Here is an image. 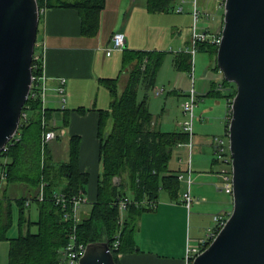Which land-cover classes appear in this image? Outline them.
<instances>
[{"label": "trees", "instance_id": "16d2710c", "mask_svg": "<svg viewBox=\"0 0 264 264\" xmlns=\"http://www.w3.org/2000/svg\"><path fill=\"white\" fill-rule=\"evenodd\" d=\"M176 1L147 0V8L152 13H168L175 11ZM38 3L42 10L55 6L77 9L82 20V33L94 36L99 31L100 13L106 0H38ZM217 48L209 42L199 45L200 50H208L215 56V69L220 71L216 60ZM165 56L166 52L162 50L125 48L122 71L129 74L125 88H120V76L100 79L111 96L110 106L98 109L101 168L96 194L90 197L91 208L82 213L76 225L65 217L66 209L71 205L64 207L55 194L60 192L71 197L88 193L90 174L79 168L81 138L77 135L70 137L67 160L57 161L51 142L42 152L43 116L49 120L50 129L59 127L51 124L54 110L43 109L38 85L34 83L23 109L28 117L4 152L9 160L6 165L7 183L0 201V239L10 240L9 264H57L60 250L72 232L86 244L108 239L120 264V252L139 250L135 238L138 215L156 209L161 190H166L172 199L179 197L181 181L178 171L169 167V161L175 146L187 142L189 137L183 130H162L149 106L150 93L156 86ZM174 61L177 68H190L191 53L179 51ZM43 70V52L35 49L33 76L43 74ZM224 84L227 92L218 90L216 80H213L207 94L226 97L232 103L237 86L225 78ZM139 89L143 91L142 98L139 97ZM68 115H65V124L69 120ZM226 127L229 130V121ZM116 178L120 179L118 183ZM43 183L45 197L40 200L38 196ZM125 197L132 202L128 213L126 211L121 219L119 202ZM29 200L35 201L39 207L37 232L31 231L32 221L27 215ZM13 201L19 206L20 234L8 238L7 232L13 221ZM116 241L119 244L114 247Z\"/></svg>", "mask_w": 264, "mask_h": 264}, {"label": "water", "instance_id": "95a60500", "mask_svg": "<svg viewBox=\"0 0 264 264\" xmlns=\"http://www.w3.org/2000/svg\"><path fill=\"white\" fill-rule=\"evenodd\" d=\"M216 60L237 86L229 121L233 209L192 264H264V0H225ZM42 9L0 0V153L19 132L33 83ZM79 264H118L108 239L87 243Z\"/></svg>", "mask_w": 264, "mask_h": 264}, {"label": "crops", "instance_id": "0c3cea01", "mask_svg": "<svg viewBox=\"0 0 264 264\" xmlns=\"http://www.w3.org/2000/svg\"><path fill=\"white\" fill-rule=\"evenodd\" d=\"M151 13L147 8V0H106L105 7L100 13L98 33L88 36L82 33V20L77 9L55 6L42 10L37 45L39 44L44 55V73L48 82L46 107L54 110L51 121L59 127L56 129L59 135L51 141V146L55 155L63 148V157L67 160L70 137L77 135L81 138L79 168L88 172L91 179L86 194L89 201L84 205L82 213L91 208L90 197L96 194V184L101 168L97 134L98 109L108 108L111 103L110 91L100 79L120 76L122 89L125 88L129 79L128 72L122 71L124 50H115L108 55L107 48L112 45L113 35L116 32H122L126 38L125 48L144 49L135 44L133 27L140 25L143 21L149 22ZM221 28L222 22H219L215 30ZM185 41L187 47L189 40ZM61 77L67 80L63 95L66 98L65 108H62V95L57 89ZM157 89L160 88L155 86L154 92ZM155 95H157L156 92ZM80 108L85 111H80ZM214 110L213 106L203 108V111L213 114L211 120L208 117V124L218 128L217 131L222 129L226 134L230 112H227L226 123L223 128H220L221 116L214 114ZM66 113L69 114V120L65 124ZM200 118L203 119L202 116ZM221 120L224 121V118L222 117ZM180 124L179 129L183 130V122H178V125ZM214 135L217 134L208 136L197 134L196 145L211 143ZM66 140L68 146L63 143ZM211 176L209 172L205 175L203 173L197 175V180H200L204 187L202 192L205 191L207 194H210L212 190ZM216 188L220 190L222 186ZM200 200L199 197L194 199L191 207L188 208L183 197L177 199L160 197L156 209L148 210L153 212L147 211L138 215L135 238L139 250L120 252V264H186L184 257L187 239L191 237L198 240L206 236L216 225L215 215L230 214L229 202L224 197H203L204 203ZM218 208H221L219 212L216 211ZM178 226L181 233L175 245L172 236H174L173 231L176 233L174 228ZM140 236L142 239L144 236L147 237V246L138 243Z\"/></svg>", "mask_w": 264, "mask_h": 264}, {"label": "rangeland", "instance_id": "374dc122", "mask_svg": "<svg viewBox=\"0 0 264 264\" xmlns=\"http://www.w3.org/2000/svg\"><path fill=\"white\" fill-rule=\"evenodd\" d=\"M192 1L193 0H185L182 2V0H177L176 4H182L185 8L183 12L178 13L176 11H171L168 13H151V19L149 22L143 21L140 25H135L133 27V37L135 38V44L139 46V48L147 50H162L166 52L165 59L158 71L156 81V87L160 89L163 88L164 92L161 95H155L154 90L151 91L149 106L162 130H180L179 128L181 127V124L178 125V122H184L187 119V115L184 114L182 108V104L187 98L185 93L189 92L194 81L195 88L199 95L197 105L195 106V114L197 116L194 123L195 139L197 140V134H205V136L217 134L223 137L228 144L229 137L224 131H222V129L217 131L216 129L218 128L209 126L207 119L210 117L211 120L213 114L203 111L205 106L215 107L214 114L221 116L219 118V124L220 128H223L224 123H226V114L230 110L229 104L231 103H229V100L226 97H215L207 94L212 81L223 77V73L215 69V56L208 50L199 49L195 55L193 69L192 63L190 64V68H177L174 64V57L177 52L182 50L186 51L191 48V35L194 26ZM219 2L220 0H199L203 14L196 24L198 30L209 27L211 31H215L219 22H222L225 7H220ZM206 11L209 12L210 17H206ZM187 39L189 40V43L186 47L185 40ZM39 50V44H36V51L39 52ZM120 88H122V84H120ZM222 91L227 92L225 89ZM139 97H143V91L141 89H139ZM200 116H202L203 119H201ZM222 117L224 118V121L221 120ZM63 143L68 146L67 140L63 141ZM181 143H183L181 146H175L169 161V167L177 170L178 173L185 172L188 167V159L190 158V150L188 146L184 144L186 142ZM62 150L63 148L56 153L58 162L65 160L63 157L64 151ZM65 155L67 156V153ZM217 157L214 145L210 142L197 143V145H195L191 156L193 168L191 192L194 199L196 200L199 197L202 203H204L203 197L226 198L229 202L228 212L230 213L233 209V196L223 189L218 190L216 188L217 186H223V178L220 175V171L227 168L228 165L225 164L224 161L217 160ZM180 158H182V160H180ZM1 160L3 161L4 157L1 156ZM208 172L212 175L211 179L213 182V184H211L212 190L210 194H207L205 191L202 192L204 190L202 182L197 180V175L202 173L205 175L206 173L208 174ZM116 179L118 183L120 179ZM180 181L181 188L179 197H183L184 192L187 190V183L185 180ZM160 197L171 196L166 190H161ZM1 199L2 198H0V201ZM13 202V221L7 232L8 238L17 237L20 234L19 206L16 201ZM220 210L221 208H218L216 211L219 212ZM144 212L146 213L147 211H143V213ZM27 215L30 216L32 221L31 231L37 232L39 229L37 221H39L40 215L38 204L35 201H31V204L27 209ZM174 230H176V233L173 231L174 236H172V239L176 245L177 241L180 239V226L174 228ZM146 240V236H144L143 239L140 236L138 243L147 246ZM9 249L10 240L5 238L0 239V264H9ZM177 249L178 247L176 250Z\"/></svg>", "mask_w": 264, "mask_h": 264}, {"label": "built area", "instance_id": "2783aa9c", "mask_svg": "<svg viewBox=\"0 0 264 264\" xmlns=\"http://www.w3.org/2000/svg\"><path fill=\"white\" fill-rule=\"evenodd\" d=\"M185 0H182L184 2ZM193 9L192 14L194 17V26L193 31L191 35V48L186 50L187 52L191 53V63H192V69L194 68V59L197 51L199 50V45L203 42H209L212 43L215 46H219L222 41V28L219 30L211 31L208 27L202 28L201 30H198V27L196 26L197 22L199 21L201 15L203 14L202 8H200L199 0H193ZM225 3V0H220L219 6L223 7ZM184 10V6L176 5L175 11L182 12ZM206 17H210V14L208 11H206ZM126 46V38L125 34L122 32H116L112 37V45L107 48V54L110 55L115 50H124ZM38 57V56H37ZM193 75V73H192ZM224 75L221 78H218L216 80V88L218 90L225 89L224 84ZM66 78L61 77L59 79V85L57 87L59 93L62 95V108H65V102L66 98L63 96L65 92V84H66ZM34 83L38 85L39 93L42 99L43 103V109H46V103H47V89H48V82H47V76L44 73L39 76H33V83L32 88L34 86ZM32 92V89H31ZM156 94L159 95L163 92V89H157ZM31 94V93H30ZM187 98L182 104V108L184 111V114L187 115V119L183 122V131H185L188 134V141L184 143L188 146L190 150V158L188 159V167L185 170V172L178 173L179 180H185L187 183V190L183 194V199L188 208L191 207L194 197L192 195L191 189H192V183H193V168H192V161L191 156L194 150V147L196 145V139H195V131H194V123L197 118L195 114V106L198 102V92L195 88L194 81L192 88L189 90V92L186 94ZM230 106V114H232V103L229 104ZM28 117V113L24 112L22 113L21 117V124L24 120H26ZM231 116H229L228 121H230ZM20 124V126H21ZM52 124V123H51ZM42 125L44 127L43 134H42V152L45 151L46 144L50 143L54 139L58 137V132L56 129H50V122L49 120L43 116ZM54 125V123H53ZM229 130H227L226 135H228ZM12 140V139H11ZM11 142V141H10ZM211 143L214 145L215 152L217 153V160L224 161L225 164L228 165L227 168L222 169L220 171V175L223 178V186L222 189L225 190L227 193L232 194L233 193V172H232V158L230 153V142L228 144L226 143L225 139L221 137L220 135H214L211 138ZM9 144V143H8ZM183 143H178L179 146H181ZM229 147V149H228ZM8 145L3 150L2 153H0V198H2L3 195V188L5 187V184L7 183V163L9 158L4 155V152L7 150ZM1 156L4 157V160H1ZM44 187L45 183L42 184L41 190L38 196V199L43 200L45 197L44 193ZM57 197L58 202H62L64 207H67L65 205L70 204L71 206L67 207L65 217L67 219H72L73 222L76 223L79 222L82 218V210L86 203L89 201V197L86 194H78L73 195L71 197H66L64 194L58 192L55 194ZM132 202V200L129 197H125L120 200L119 202V208H120V214L121 219H123L125 212L128 209L129 203ZM27 204H31V200L27 201ZM227 216H224L223 214H217L215 215V221L216 225L212 227L208 234L198 240H194L193 238L189 237L187 239L186 244V251H185V262L186 264H192L193 259L197 254H199L201 251H203L215 238L216 234L220 230V228L224 225ZM194 241V242H193ZM119 244V241H116L114 243V247H117ZM86 243L79 241L76 237V235L72 232L69 240L67 243L61 248L59 253V259L57 264H79L80 259L82 255L85 252L86 249Z\"/></svg>", "mask_w": 264, "mask_h": 264}]
</instances>
